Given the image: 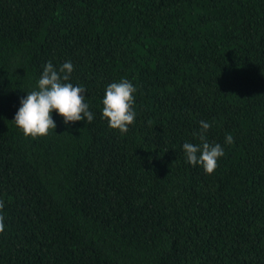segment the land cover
Masks as SVG:
<instances>
[{
	"label": "trees",
	"instance_id": "trees-1",
	"mask_svg": "<svg viewBox=\"0 0 264 264\" xmlns=\"http://www.w3.org/2000/svg\"><path fill=\"white\" fill-rule=\"evenodd\" d=\"M49 61L94 119L25 138ZM122 79L127 133L102 118ZM200 121L211 175L183 151ZM0 201V264H264V0H0Z\"/></svg>",
	"mask_w": 264,
	"mask_h": 264
},
{
	"label": "clouds",
	"instance_id": "clouds-1",
	"mask_svg": "<svg viewBox=\"0 0 264 264\" xmlns=\"http://www.w3.org/2000/svg\"><path fill=\"white\" fill-rule=\"evenodd\" d=\"M73 70L74 66L70 61L64 63L59 71L51 61L43 66L37 90L28 92L26 98L21 99V106L13 120L25 138L39 139L49 135L51 130H56L57 125L52 118L53 112L58 113L66 125L85 118L87 124L93 121V113L89 111V105L84 102L87 90L67 82ZM135 92L136 88L127 79L113 82L106 87L102 101V118L108 121L110 129L127 133L129 126L135 122L136 112L133 110ZM210 127V123L200 121L198 136L201 144H183L187 163L192 166L200 165L208 175L215 172L219 159L225 155L219 143L207 142L205 134ZM194 135L197 134L194 133ZM233 142L232 135L228 134L226 143L232 144ZM3 208L4 203L0 201V210ZM4 229V216L0 214V233Z\"/></svg>",
	"mask_w": 264,
	"mask_h": 264
}]
</instances>
